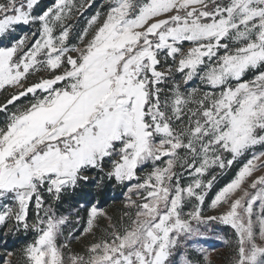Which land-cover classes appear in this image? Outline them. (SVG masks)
<instances>
[{"label":"snow or ice","instance_id":"obj_1","mask_svg":"<svg viewBox=\"0 0 264 264\" xmlns=\"http://www.w3.org/2000/svg\"><path fill=\"white\" fill-rule=\"evenodd\" d=\"M38 6L0 0V229L34 233L21 264H210L194 221L233 230L230 264H264V0H106L77 44L95 0ZM250 151L204 216L205 177ZM111 181H136L120 220L92 204L75 239H93L61 243L63 195Z\"/></svg>","mask_w":264,"mask_h":264},{"label":"rangeland","instance_id":"obj_2","mask_svg":"<svg viewBox=\"0 0 264 264\" xmlns=\"http://www.w3.org/2000/svg\"><path fill=\"white\" fill-rule=\"evenodd\" d=\"M82 2V0H81ZM106 2V0H95V7L89 9L84 16L80 17L79 20L70 21L74 24V31L72 37L70 38L71 44H77L76 33H78L86 24L87 19L95 13V11L101 7ZM53 3V0H39V6L36 8V11L39 12L41 9L50 6ZM34 29H31L29 26H20L17 29L16 35L23 34L25 32H30ZM9 38L0 39V46H7L10 44ZM43 75V73L37 74V76ZM251 73L246 74L244 79H250ZM33 79L37 78L36 76L32 77ZM192 87H195L196 84H192ZM6 93L0 92V100L3 99ZM3 120V115L0 114V121ZM264 150L257 146L255 151ZM251 151L245 156H242L237 159L233 166L224 171L219 169H213L205 177V180L211 179L212 175H216V180L213 182L212 188L208 191L207 196L205 197L204 205L202 206L203 215H216L217 213L214 210L209 208L211 199L215 194L223 188L228 182H230L236 175L239 168L246 161L247 158L251 156ZM143 171H148V168H145ZM143 172H141V175ZM90 175L95 176V172L90 173ZM259 175V173H257ZM187 182V181H185ZM136 181L126 183L124 185L116 184L114 181L106 182L102 189H97L95 183L84 185L81 188L76 189L74 192L66 193L63 195L62 200L56 206V212L58 216L67 217V223L64 226V234L60 238V242L63 243L65 239H71V247L75 251H82L85 244L93 239V236L89 235L86 238L81 237L80 240H76V236H80L83 232L84 227L86 226L87 221V212L92 204L97 205L99 210L106 213L107 217H111L113 222H118L123 216L124 212L127 210L125 208V202L128 194V187L132 184H135ZM108 190V200L105 204H100V193L102 191ZM91 191V195L89 194ZM87 192L86 195H81V193ZM80 193V202L77 203L76 195ZM136 197L133 195V199ZM91 202V204L89 203ZM191 205L189 206V208ZM186 208L185 210H189ZM34 213L30 214L29 223L32 222V216ZM77 216L80 218V222L77 223ZM99 227L95 233L98 238L103 233V229L107 225V220L104 217L99 218L98 220ZM194 228H199V233H194L190 238L188 243V252L192 254V258L195 259L197 256H201L200 250H203V254H206L209 258L210 264H230L231 252H232V243L234 242V232L233 230L226 225L219 223L218 221H208L205 224H199L193 222ZM71 233V237H69ZM8 236L12 239L19 241L15 246H11V249L8 248L7 240ZM34 239V233L32 232H21L18 235H5V230L0 229V264H5L6 261L12 260L13 264H21L20 250L29 242ZM7 241V242H6ZM11 252L14 255L9 256L8 253ZM202 258V257H201ZM182 257H177L179 261Z\"/></svg>","mask_w":264,"mask_h":264},{"label":"trees","instance_id":"obj_3","mask_svg":"<svg viewBox=\"0 0 264 264\" xmlns=\"http://www.w3.org/2000/svg\"><path fill=\"white\" fill-rule=\"evenodd\" d=\"M89 192H90L89 194L87 192H83V193H81V195H84V193H85V195H86V193H87V195H91V191H89ZM81 195H80V193H78L76 195L77 203L80 202V199H81L80 196ZM99 195H100V204H105L106 201L108 200V196H109L108 190L106 189L105 191H102ZM17 239L18 238L12 239L11 237L8 236V240H7L8 242L6 241L7 242L6 246H8V248L11 249V246H9V244H11L12 246H15L19 242Z\"/></svg>","mask_w":264,"mask_h":264}]
</instances>
